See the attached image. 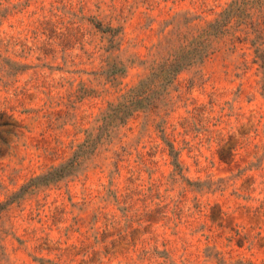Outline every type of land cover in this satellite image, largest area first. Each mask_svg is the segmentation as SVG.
Wrapping results in <instances>:
<instances>
[{"label":"rangeland","instance_id":"obj_1","mask_svg":"<svg viewBox=\"0 0 264 264\" xmlns=\"http://www.w3.org/2000/svg\"><path fill=\"white\" fill-rule=\"evenodd\" d=\"M233 1L155 106L21 190ZM263 50L264 0H0V264H264Z\"/></svg>","mask_w":264,"mask_h":264},{"label":"trees","instance_id":"obj_2","mask_svg":"<svg viewBox=\"0 0 264 264\" xmlns=\"http://www.w3.org/2000/svg\"><path fill=\"white\" fill-rule=\"evenodd\" d=\"M241 1L232 2L214 21L200 28L197 33L185 35L182 42L172 50L169 57L164 58L152 71L136 85L126 91L117 102L110 103L106 112L100 118L96 132L88 134L87 139L66 162L52 167L48 172L32 178L21 190L31 187L48 185L66 176L80 171L89 159L98 142L110 137L113 131L124 124L134 113L155 106L176 75L183 69L201 63L213 50L217 39L228 31L231 20H242ZM258 58L263 69L264 90V50L258 52ZM173 163L179 166L177 152L170 143Z\"/></svg>","mask_w":264,"mask_h":264}]
</instances>
